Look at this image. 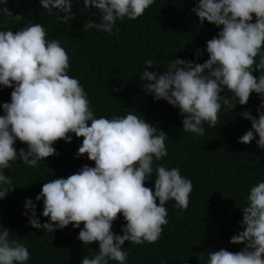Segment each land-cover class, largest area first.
Returning a JSON list of instances; mask_svg holds the SVG:
<instances>
[{"label":"clouds","instance_id":"obj_1","mask_svg":"<svg viewBox=\"0 0 264 264\" xmlns=\"http://www.w3.org/2000/svg\"><path fill=\"white\" fill-rule=\"evenodd\" d=\"M153 2L82 0L79 11L95 9L99 23L87 20L84 28L111 35L118 21L135 20ZM6 5L7 0H0V19L20 22L22 16L13 15ZM39 7L57 22L69 23L76 15L72 0H39ZM191 12L200 24L206 21L219 29L206 41L208 58L195 63L174 57L163 71L154 70L153 61L145 59V70L139 74L141 89L154 101L178 109L182 131L196 137L204 135L205 123L215 127L222 105L230 110L236 104L244 106L250 94H256L257 115L248 109L240 113L251 126L237 142L247 145L255 139L257 148L264 150V0H194ZM68 68L65 48L59 40L48 39L40 23L15 31L0 25V88H11L10 102L0 103V199L15 188L4 170L18 158L36 168L43 158L58 155L54 142L69 143L71 134L82 137L75 156L86 155L94 166L85 164L66 178L42 184L35 201L42 200L44 222L37 218L31 198H25L22 215L31 228L45 233L70 224L79 228L77 239L85 249L97 244L79 264H126L125 242H155L168 223L166 202L186 209L192 183L178 167L154 166L168 155V137L162 130L134 110L123 116L95 117L83 86L68 75ZM225 91L230 95H221ZM17 140L27 150H17ZM150 178L151 189L145 186ZM240 210L242 230L229 243L243 247L238 252L208 251L201 264H264V180L248 189ZM118 213L125 223L120 234H114ZM29 258L26 245L0 227V264H26Z\"/></svg>","mask_w":264,"mask_h":264},{"label":"trees","instance_id":"obj_2","mask_svg":"<svg viewBox=\"0 0 264 264\" xmlns=\"http://www.w3.org/2000/svg\"><path fill=\"white\" fill-rule=\"evenodd\" d=\"M72 3L75 18L63 23L41 9L39 0H7L8 9L13 15L20 14L22 20L5 23L0 19V25L13 31L31 23L43 25L47 38L59 40L65 48L69 56L67 73L83 86L94 116L111 118L133 110L143 115L168 137L165 141L168 155L159 162L154 161V166L159 163L178 167L180 174L192 183L186 209L173 207L172 200L166 202L168 223L162 226L155 242L141 245L125 242L126 264H161L162 261L164 264H201V260L207 259L208 251L223 248L238 252L243 245L230 244L229 240L242 230L240 207L248 189L264 180V150L257 148L255 139L247 145L237 142L251 126L240 113L248 109L256 117L260 103L257 95L250 94L246 105L236 104L231 110L222 105L215 127L209 128L205 123L204 135L196 137L182 131L178 109L163 100L154 101L144 93L139 81L140 72L145 70V59H151L157 71H163L174 57L203 63L208 58L206 41L219 29L206 21L199 23L191 12L194 0H154L135 20L118 21L109 35L84 28L87 20L99 23V17L92 8L79 11L83 8L82 0L79 4L77 0ZM197 52L200 54L196 55ZM10 92L11 88H0V103L10 102ZM221 95L230 93L225 91ZM71 135L69 143L54 142L58 155L43 158L36 168L25 166L18 158L10 169L4 170L15 188L0 199V227H6L10 235L26 245L30 257L26 264H79L97 247L93 243L85 249L77 239L79 228L73 229L71 224L45 233L31 228L27 216L22 215L25 198H31L36 204L37 218L44 222L47 218L40 216L42 200L35 201L42 184L66 178L85 164L94 166L86 155L75 156L83 138ZM14 147L27 150V145L18 140ZM145 186L152 188V178ZM124 223L118 213L112 224L113 233L120 234ZM109 264L116 262L109 261Z\"/></svg>","mask_w":264,"mask_h":264}]
</instances>
